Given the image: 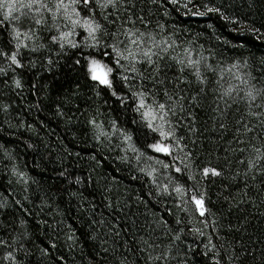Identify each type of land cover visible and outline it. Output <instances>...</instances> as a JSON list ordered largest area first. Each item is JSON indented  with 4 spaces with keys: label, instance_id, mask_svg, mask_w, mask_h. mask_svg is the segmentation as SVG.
<instances>
[{
    "label": "snow or ice",
    "instance_id": "obj_1",
    "mask_svg": "<svg viewBox=\"0 0 264 264\" xmlns=\"http://www.w3.org/2000/svg\"><path fill=\"white\" fill-rule=\"evenodd\" d=\"M146 2L0 0V89H8L0 91V96L20 95L25 75L36 69L38 62L49 73L61 70L65 78L76 82L66 100L78 96L89 101L94 96L117 113L108 119L110 132L97 122L96 115L87 120L95 130L97 142L111 143L113 138L117 139L116 146L126 154L121 157L122 162H130L129 152L138 165L142 158L154 159L148 150L160 154L155 163L166 174L165 183L158 181L155 167L139 170L151 179L157 194L172 196L179 211L194 215L206 228L211 226L213 235L207 236L203 252L210 264H245L242 258L256 257L242 240L246 225L250 226L248 209L242 206L257 207L251 195L253 190L264 195V56L258 63L248 59L225 63L210 50L206 56L193 41L178 39L176 32L169 33L165 25L157 22L153 26L144 14ZM169 3L175 5L178 0ZM192 3L188 0L182 6L187 8ZM202 7L204 11L192 15L218 14L230 24L238 23L220 7L207 3ZM245 31L264 36L252 24ZM81 82L87 86L88 94L80 91ZM10 106L0 101V111L7 112ZM95 112L100 113L99 107ZM209 131L221 139L225 133H231L223 155L216 156L215 165L199 159L201 150L206 156L216 151L197 144ZM60 175L64 176V172ZM217 179L227 181V195L217 193L215 202L219 207L214 209L209 185ZM75 183L79 184L80 179ZM120 205L117 200L115 204L109 202L108 207L116 212L129 207L127 203L123 208ZM8 208L6 203L0 204V214L7 213ZM25 223L21 219L12 228L16 234L11 242L0 238V264H30L31 253L24 244L28 239L23 231ZM94 223L103 226L106 219L102 215ZM135 223L133 220V226ZM156 223L164 229L161 236H154L155 230L148 231L131 246L125 245L127 254L117 255V249H112L119 264H139L140 259L144 264H171L176 259L175 241H181L184 228L173 229L162 219ZM182 223L179 217L175 219L176 225ZM10 227L0 222V229ZM111 230L120 236L121 229L114 223ZM190 231L205 236L202 229ZM67 238L74 240L72 235ZM55 247L53 244L52 248ZM188 250H192L191 245ZM41 252L48 254L47 249ZM101 252L97 264H104L109 249L101 246ZM128 254L137 259L130 261ZM181 264H188V260ZM260 264H264V250Z\"/></svg>",
    "mask_w": 264,
    "mask_h": 264
},
{
    "label": "trees",
    "instance_id": "obj_2",
    "mask_svg": "<svg viewBox=\"0 0 264 264\" xmlns=\"http://www.w3.org/2000/svg\"><path fill=\"white\" fill-rule=\"evenodd\" d=\"M187 2L178 0L173 5L169 0H156V3L147 0L143 5L144 14L153 26L157 22L165 25L169 33L176 32L178 39L193 41L206 56L210 50L225 63L237 59L258 63L264 56V36L245 31L247 25L252 24L264 33V0H193L187 8L183 7ZM205 3L222 8L238 23L230 24L218 14L192 15V12L204 11L202 5ZM209 24H212L211 28ZM24 84L20 95L0 96V101L11 104L7 112L0 111V204L9 206L7 213L0 214V222L12 225L0 229V238L11 242V237L16 234L12 228L23 219L26 221L23 231L28 235L24 244L31 253L30 264H97L103 255L101 246L109 249L104 264H119L117 255L127 254L126 244L131 246L148 231L155 230L157 237L164 233L156 223L162 219L173 229L184 228L181 241H175L177 247L173 255L176 259L171 264H181L185 259L188 264H210L203 252L206 251L207 236L213 235L211 226L206 228L194 215L179 211L172 196L157 194L151 179L139 170L140 167H155L152 164L160 154L148 150L154 159L142 158L138 165L129 152L130 162H122L121 157L126 154L116 146L117 139L113 138L111 143L107 140L97 142L95 130L87 120L96 115L97 122L103 123L105 130L110 132L108 119L117 113L94 96L89 101L78 96L66 100L76 82L65 78L61 70L53 69L49 73L39 67L38 62V67L25 75ZM0 91L7 92L8 89ZM80 91L88 94L87 86L82 82ZM97 107L102 115L95 112ZM230 137V132L225 133L223 139L217 133L206 132L197 144L216 151L206 156L201 150L200 161H211L215 165L216 156L223 155L222 149L227 147L226 141ZM155 175L161 184L166 182L161 166ZM77 178L79 184L75 183ZM226 183L217 179L209 185L214 209L219 207L215 202L217 193L227 195ZM251 195L257 207L242 206L248 209L250 220L242 240L256 259L252 256L242 259L245 264H260V254L264 250V216L260 215L264 213L261 203L264 195L255 190ZM117 200L122 208L124 203L129 207L123 212L113 211L108 204H115ZM102 215L106 219L105 225L95 224ZM236 215L231 217L234 224L237 223ZM177 217L182 220L181 225L175 224ZM112 223L121 229L120 236L111 230ZM193 228L202 229L205 236L190 231ZM69 235L74 240H68ZM103 241L107 243L102 244ZM53 244L55 248H52ZM113 248L117 249V255L112 254ZM41 249H47L48 254L44 255ZM19 255L23 256V253ZM128 255L130 261L137 259ZM139 264L144 261L140 259Z\"/></svg>",
    "mask_w": 264,
    "mask_h": 264
},
{
    "label": "rangeland",
    "instance_id": "obj_3",
    "mask_svg": "<svg viewBox=\"0 0 264 264\" xmlns=\"http://www.w3.org/2000/svg\"><path fill=\"white\" fill-rule=\"evenodd\" d=\"M153 166H155V168L157 169V171L159 170L160 168V165L156 164L155 162L152 164ZM157 173V172H156ZM166 175V174H165ZM166 177V176H165Z\"/></svg>",
    "mask_w": 264,
    "mask_h": 264
}]
</instances>
